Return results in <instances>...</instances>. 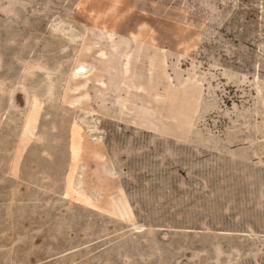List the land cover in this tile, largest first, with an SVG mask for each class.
I'll return each instance as SVG.
<instances>
[{
	"label": "rangeland",
	"instance_id": "rangeland-1",
	"mask_svg": "<svg viewBox=\"0 0 264 264\" xmlns=\"http://www.w3.org/2000/svg\"><path fill=\"white\" fill-rule=\"evenodd\" d=\"M0 264H264V0H0Z\"/></svg>",
	"mask_w": 264,
	"mask_h": 264
},
{
	"label": "bare ground",
	"instance_id": "bare-ground-1",
	"mask_svg": "<svg viewBox=\"0 0 264 264\" xmlns=\"http://www.w3.org/2000/svg\"><path fill=\"white\" fill-rule=\"evenodd\" d=\"M79 69V68H78Z\"/></svg>",
	"mask_w": 264,
	"mask_h": 264
}]
</instances>
